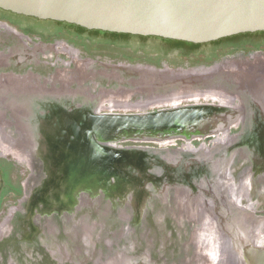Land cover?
I'll return each instance as SVG.
<instances>
[{"label": "rangeland", "instance_id": "obj_1", "mask_svg": "<svg viewBox=\"0 0 264 264\" xmlns=\"http://www.w3.org/2000/svg\"><path fill=\"white\" fill-rule=\"evenodd\" d=\"M0 14L8 15L6 16L7 21L0 18V21L6 22H0V52L11 54L21 45L23 46L21 48L25 50L24 53H30V50L38 44L46 48V51L37 53V59L24 61L20 65H15L13 59L8 60V64L0 68V71L12 70L15 73L23 74L29 70L43 79L57 70L64 72L74 67L79 68L83 82L88 86L87 92L92 96H95L99 89L109 90L120 87L121 93L124 92L121 90L123 86L129 87V85L139 82L141 83L139 85H144L145 78L143 81L132 80L142 75L137 70L130 68L134 65H141L137 68L153 66L157 69L210 66L223 58L235 57L233 55L242 54L245 56L242 51L247 52L248 50L263 51L250 54L264 58V33L245 34L226 41L201 43L199 46H185L154 36H121L83 31L76 26L18 16L8 11L0 10ZM56 43L60 48L58 46L55 49L52 48ZM64 45L71 50L73 56L63 49ZM108 70L117 71L121 76L115 78L111 73H108ZM143 72H145L144 69ZM85 75L91 76L88 81L87 77H84ZM251 76L247 77L251 78ZM179 78L176 79L184 83H201L200 78L202 77L193 75ZM246 80L242 82H246ZM76 84V82L72 83L73 88L77 87ZM202 85L205 84L202 83ZM142 88L143 86L135 88L140 93L133 95V100L144 97L141 90L145 93L147 88ZM120 93L117 97L122 96ZM237 100L238 103H241L238 98ZM202 101L216 103L213 100ZM238 103L235 108H240ZM2 106L0 103V116L5 111ZM138 107L139 109L150 108ZM139 109L136 106H128L126 111L139 113ZM112 111L125 110L99 107L96 112L91 108L82 114L71 112L73 128H68V130L63 126L64 122L60 114L54 116V126L59 127V130L54 132L58 143H63L65 138L68 145V149L64 151L61 145L54 143V150L57 155H61L65 159L63 160L66 166L65 172L72 184L85 189L83 190L85 200L80 205L75 202L76 195L73 193L70 195V199L77 209L73 217L67 221L71 233L70 242L67 243L70 258H67L68 264H249L243 246L249 247L250 250L253 245L255 246L253 242L258 243L259 246L264 245V241H260L264 238V223L257 226L256 222H242L239 217L244 216V213L255 216L264 215V185H260L261 182H264V176H261L262 180L259 179L261 171H264L263 114L261 113L263 129L254 131L251 136H245L242 139L243 143H238L247 131L242 125L243 121L245 122L246 118L248 120L251 117L254 118L257 114L252 110L246 112L241 109L242 120L223 130L225 135L223 133L216 136L212 134L213 136L210 137L213 131L210 126L213 114L212 111H203L200 117L192 118L189 123L185 121L178 127L170 124L162 126L154 120L149 123L133 119L120 124L111 120L109 127L112 136L108 138L109 128L106 122H101V120L107 115H112V113L109 114ZM39 116L42 117L40 112ZM219 122L220 124L217 123V125L224 126L225 121L220 120ZM207 126L209 127L207 128ZM251 126L253 125L251 124ZM133 134L137 135L138 141H127L126 138ZM166 134L174 136L190 134V140L175 138L165 140L164 143L159 141L158 144L153 141L139 140L143 138L155 139L153 136L156 137V135L157 137L168 136ZM258 134L261 140L257 145L255 143L260 153L258 160L253 164L248 159H240L241 152H251L250 146L257 142L254 136H258ZM145 135L147 137H144ZM202 135L208 136L202 138ZM137 146H140V149L143 148V152L149 150L150 154L140 155L141 150L137 149ZM253 150L256 151V148L253 147ZM183 151H187L189 162L192 159L201 163L209 160L210 166L218 167L216 175L211 173L207 175L206 172L198 170L197 172L195 169L193 175H188L186 170L175 172L174 165ZM141 156L142 161L145 159L159 161L160 159L161 162L168 165V171L163 170L162 167L151 168L152 173L150 169L144 171L141 167L128 169L131 164L133 166L135 163H140ZM36 160L39 162L37 158ZM61 164L63 169V162ZM226 165L233 166L232 172L222 176L225 173L223 168ZM198 166L202 169V165ZM0 167L2 168L0 200H6L8 203L18 202L22 186L27 179H29L30 187L36 186L38 179L32 175L33 170L19 162L13 154L8 152H5L4 155L0 154ZM171 167L174 168V172H170ZM253 169H256L260 175H253ZM243 171L247 172L250 178V194L248 193L249 196L245 201L239 202L237 201L238 187L235 189V186H237L239 175ZM201 181L205 183L202 182L203 185H201ZM81 182L82 184H80ZM50 185L54 193L66 195L64 187L58 185L54 178L50 180ZM233 185L234 189L231 193ZM226 188L229 190H227L229 194L225 193ZM204 198L208 201L206 204L205 201H201ZM227 199L228 201L229 199L237 201L232 206L234 208L229 209L230 204ZM62 200L64 201V197ZM249 201V206L253 204L254 209L245 205L249 204ZM211 213H213L212 217L216 218L215 220L208 221L206 219L203 222L198 220L203 215L208 216L209 219ZM54 223L59 230L57 236L37 239L39 246L36 244L24 245V250L28 251V255L32 251L31 257H26L27 264L30 261L32 264H55L58 262L55 255L51 260L46 256V250L40 247L45 242L39 244L45 239L48 242V244L45 243L46 246L55 250L56 242H61L66 238L63 221L57 214ZM243 232L248 239L242 241L240 237L243 236ZM38 235L40 237L41 233ZM77 244L81 246V252L78 251L76 254L73 247ZM64 245L66 244L64 243ZM27 246L30 248H26ZM242 251L246 255H242ZM57 255L60 257L59 254Z\"/></svg>", "mask_w": 264, "mask_h": 264}, {"label": "flooded vegetation", "instance_id": "obj_2", "mask_svg": "<svg viewBox=\"0 0 264 264\" xmlns=\"http://www.w3.org/2000/svg\"><path fill=\"white\" fill-rule=\"evenodd\" d=\"M0 10L8 11L2 8H0ZM8 12L18 16L35 18L32 16L16 14L11 11ZM6 16L8 15L0 14V18L4 19L5 21H7ZM38 20H49V19H38ZM5 21H0V22L3 23ZM50 21H55V20H50ZM55 22L64 23L69 26L75 25L62 21H55ZM250 33H254V32H250ZM229 39L231 38H226L221 41H226ZM57 46L58 43L53 44L52 48L55 49V47ZM21 47L23 46L21 45ZM21 47L16 48V51L11 54H4L3 52H0V68L6 66L8 64V60L10 61L13 59L15 65H20L24 61L30 59H37L36 55L38 52L46 51L45 50L46 48L43 47L41 44H38L35 47H33L30 50L31 51L30 53H24L25 50H23ZM58 48L60 47L58 46ZM63 49L68 51L72 56L74 55L71 52V50L68 49V47H66L65 45L63 46ZM242 52L248 58L243 59V61L242 60L235 61L233 64H231L230 62H233L232 59L234 57H230V58H223L220 61H217L210 66L179 67V68L168 67L165 68L166 70L157 69L153 66H145V68L142 67L145 70V72H143V69L141 67L137 68L138 66L141 65H134L131 66L130 68L133 70H137L142 75H140L139 78L138 77L133 78L132 80L137 81L135 79H140V81H143L145 78L144 85H139L141 84L139 82V83H134L133 85H129V87L123 86L121 90L124 92L121 93H120V87L109 90L99 89L98 93L95 96L88 94L87 92L88 86L85 82H83L82 79L83 77H81V71L79 70V68L74 67L72 69H67L64 72L57 70L53 74L49 75L47 78H43V79L39 78L38 74L29 72V70H27L28 72L25 71V73L23 74L15 73L12 70L11 71L1 70L0 71V101L5 111H3L0 116L1 119L0 144L4 146L6 150L0 146V151L3 155L5 152L13 154L19 160V162L24 163L28 167H30V169L33 170L32 175H35L38 181L36 183V186L33 187H30L29 179H27L24 182V185L22 183L23 186L21 189L20 197L19 199H17L18 202L8 203L6 202V200L3 199L0 200V264H27L26 257L30 258L32 251L30 252V255H28V251L24 250V245L25 244L38 245L37 239L39 238L47 239L46 237L52 238L54 236H57L59 230H57L56 228L57 225L54 223L56 214L63 221L64 235L66 236V238L61 242H56L55 250H51L46 246L48 242H46L45 239L39 242V244L42 242L46 243V244L44 243L45 246L40 245V247L46 250L47 252L46 256H48L51 260L52 258H54V255L56 256L58 262H55V264H68L67 258L70 259L67 243L70 242L69 240L71 239V233L69 232L67 221L73 217V214H75L76 212L77 206H75L70 199V195L72 194V192H70L69 188L67 187V184L64 185L65 194H66L65 196L54 193L52 187L49 186L51 180L50 178L52 177L68 178L69 176L67 172H65L66 169L64 171L56 170L55 172L53 171L48 172L44 170V168L46 169V167H48L47 154L51 153V148H50L51 143L46 140L30 141V139L26 137L27 133L28 135L31 134L33 136L36 134L41 135V132H39L38 129V126H40V121L34 123L35 126L37 127L28 130L26 129L27 127H25L23 123L24 120L27 121L30 120L36 121L37 119L40 120L41 118L39 116V112L41 115L44 116L47 114L48 117V114H50L51 112L50 110L51 105L56 102L64 103L68 107L69 106L72 107L73 103L77 104L76 106L83 107L84 105H87L89 100H91L92 98L101 97V101L103 100L102 98H106L105 100H103L102 103L101 102L100 103L102 104V106L107 108L108 106L111 105L113 106L117 102L123 103V100L128 98L126 100L130 101L131 104L137 106V108L139 109L138 106H142L141 108H143V104H145V102L150 103L148 102V99L152 98L153 95L157 97L160 96L161 93L164 91H165L164 93L167 95L173 93L176 94V91L178 92L179 90L186 92L187 90L193 89L196 91V93L199 94V96L191 97L188 100L182 101V103H192V102L207 103L206 101H202V100H209V101L213 100L216 102V104L225 105V107L233 111L234 108L237 107V103H238L237 98H238L241 102L238 103L240 108H235V110L239 114L240 121L242 120V114H243V112L240 111L241 109L246 112L248 110L249 111L252 110L253 113H257L254 118L251 117L249 118V120L246 118L245 122L243 121L242 124L243 126H245L247 130L244 133V135L251 136V134H253L254 131H260L261 129H263L261 113L263 114V118H264V58L262 56H254V54H250L251 52H263V51L248 50L247 52L245 51ZM25 55H27V57H25ZM238 55H242V54H238ZM239 72L243 74L246 73L247 75L246 76H244L243 74L237 75L236 73ZM108 73H111V75L115 78L121 76L118 74L117 71L113 72L108 70ZM202 73L203 75L201 76ZM193 75H200L203 78V79L201 78L202 80H200L201 83H196L191 81H190L191 83H186V82L184 83L183 81L176 79L179 77H180L179 79H182ZM249 75H252L251 78L247 77ZM84 77L85 78L87 77L86 80L88 81L91 76L85 75ZM245 80L246 82L247 81L250 82V83L247 82L249 85H244L243 83H241L242 81ZM73 82L77 83L76 88H73L72 86ZM202 83L205 85H202ZM137 86H143L142 89L147 88L146 89L147 91L143 93L144 91L141 90L142 91L141 93L144 94V97L139 98V100L138 99L133 100L132 96L140 93L139 91L137 92L135 89L137 88ZM119 93L122 95L121 98L117 97ZM153 100H155V98L151 99V101ZM101 104L98 106V108L102 107ZM131 104H128L127 107L130 106ZM152 108H158V106H154ZM149 109H151V106ZM24 115H26V118H24ZM251 124L253 126H251ZM46 132L49 131L46 130ZM220 134L221 133L214 134V136ZM259 134L258 136H254V139L257 142H254L253 146L252 145L250 146L251 152L249 151L248 153L241 152L240 159L245 158L248 159L251 163L255 164L260 154L259 150L256 147L257 143L261 142V140L259 139ZM44 135H46L45 132ZM10 136H15L17 138L16 139L10 138ZM207 136H202V138ZM212 136L213 135L211 134L210 137ZM176 138H182V137H176ZM182 139H184L185 141L190 140L185 138ZM14 142H18L17 144L20 143L19 147H15L16 145L13 146ZM238 143H243V142L238 141ZM52 144H54L53 141ZM29 146L31 148L32 147L34 148L30 150ZM253 147L256 148V151L253 150ZM183 152H187V151H183ZM60 156L61 155H59V157ZM54 157L57 158V155H55ZM36 158L38 159L39 162H37ZM55 165L56 166L60 165L58 162V158H57V164L54 163L53 166L54 168L56 167ZM232 169L233 166H228L225 174L227 175L229 172L231 173ZM253 170H254L252 171L253 175L255 176L260 175L259 172L256 171V169ZM0 171L2 176L1 167H0ZM261 172L262 173L259 178L260 180H262L261 176H264L263 175L264 171ZM249 179L250 178L248 177V173L245 171H243L239 175L237 186H235V189L236 187H238L237 201L239 202L245 201L246 197L248 198L250 194ZM260 185L261 186L264 185V182H261ZM233 189H234V185L231 187L230 190L231 193L233 192ZM63 197H64V201L62 200ZM76 197L78 199V200L75 199V202H78L77 205L82 204V202L85 200L84 193H78ZM204 201L206 204L207 200L203 199L202 202ZM237 201L234 202L237 203ZM245 205L254 209V207H252L253 204L249 206L250 201L249 204H245ZM206 219H198V220L203 222V220ZM207 220L209 221V219ZM74 227H76V225H74ZM39 233H41L40 237L38 235ZM260 241L263 242L264 238L260 239ZM63 242L66 245H64ZM26 248H30V246H27ZM73 251L76 254L78 253V251L81 252V246L77 244L76 246L73 247ZM57 254H59L60 257H58ZM69 261L71 262V260ZM29 264H32V262L30 261Z\"/></svg>", "mask_w": 264, "mask_h": 264}, {"label": "water", "instance_id": "obj_3", "mask_svg": "<svg viewBox=\"0 0 264 264\" xmlns=\"http://www.w3.org/2000/svg\"><path fill=\"white\" fill-rule=\"evenodd\" d=\"M0 8L89 30L192 43L264 31V0H0ZM254 243L241 253L249 264H264V245Z\"/></svg>", "mask_w": 264, "mask_h": 264}, {"label": "bare ground", "instance_id": "obj_4", "mask_svg": "<svg viewBox=\"0 0 264 264\" xmlns=\"http://www.w3.org/2000/svg\"><path fill=\"white\" fill-rule=\"evenodd\" d=\"M248 57L244 56V55H235V57L233 58L232 61H239V60H242L243 59H246ZM241 62V61H240ZM246 67V66H245ZM248 68V67H247ZM203 75V73L201 74V76ZM200 76V77H201ZM186 77V76H184ZM199 80V79H198ZM200 80H202L200 78ZM244 85H249L247 82H242ZM152 92V91H151ZM154 92H157V91H154ZM153 92V94H154ZM165 92V91H164ZM164 92L161 93L160 96H154L152 98H149L148 99V102L150 103H145V105H143V108H148V107H154V106H161V107H158V108H151V109H142L140 110L139 113H130V112H127L125 109H127V105L128 104H131V102L127 101L126 99L123 100V103H116L114 104L113 106H108L107 108H110V109H118V110H125V111H119V112H116V111H112L110 112L109 114L112 113V115H107L106 118H104L103 120H101V122H106L107 124V127L109 128L108 129V135L107 137L108 138H111L112 136V131L110 130V124L111 123V120L115 121L116 124H120V123H124L125 121L126 122H129L133 119H135L136 121H141V120H144V121H148L149 123L154 120V121H157L160 123V125H167V124H170L172 126H176L178 127L179 124H182L184 123L185 121H188L187 123H189L192 118H198L201 116V113H203V111H212L211 113L213 115V118H212V124H210L211 128L213 129L212 133L211 134H219V133H223L224 134V131L225 129L229 128V127H232L234 123H237L240 121V117H237L239 115L238 112L236 111H232L230 109H228L227 107H225V105H222V104H216L214 102H211L210 103H203V102H192L191 103H182V101H185V100H188L189 98L191 97H196V96H199L198 93H196L195 90L191 89V90H187L186 92L185 91H181L179 90L178 92L176 91V94H165ZM152 94V93H151ZM149 95V94H148ZM146 97V96H145ZM121 98V97H120ZM153 101H151V99H154ZM157 98V100H156ZM103 100H105L106 98H102ZM103 100L101 101V97H95V98H92L91 100H89L88 104L87 105H84L83 107H79V106H76L77 104H74L73 103V106L72 107H68L67 105H65L64 103H60V102H56L54 104L51 105L50 107V114H48V117H47V114L44 116L42 115L41 117V120H36V121H33V120H30V121H27V120H24V125L25 127H27L26 129L30 130V129H33L34 127H37L35 126V122H39L40 121V126H38V129H39V132H41V135H26V137H28L30 139V141H49L51 143V153L50 154H47V161H48V167H46V169L44 168L45 171H48V172H55L56 170H59L61 171L62 169V162H63V169L62 171H64L66 169V166L64 165V161L65 159H63L62 156L59 157V155H57L56 151L54 150V146L52 144V141L56 144L58 143V139H57V136L56 134L54 133L55 131L59 130V127H56L54 126V116L57 114H60L61 116V119H63V126H65V128H73L71 122H72V117H71V112L75 113V114H82L84 111L86 110H93V111H98L99 108L98 106L103 102ZM75 101V100H74ZM101 102V103H100ZM128 102V103H127ZM160 102V103H158ZM1 103V101H0ZM100 103V104H99ZM194 103V104H193ZM99 104V105H98ZM102 106V104H101ZM130 106H135L133 104H131ZM89 107V108H88ZM104 107V106H102ZM137 107V106H136ZM152 109H155V110H152ZM156 109H160V110H156ZM48 112V111H47ZM133 112V111H132ZM208 113V112H207ZM24 118H26V115H24ZM210 118V116H209ZM237 118H238V121H237ZM201 119V118H200ZM225 121L224 123V126H220V125H217V123L220 124V120ZM219 120V121H218ZM205 121V120H204ZM210 121V120H209ZM185 123V124H187ZM216 123V124H215ZM27 124V126H26ZM139 124V123H138ZM207 125H209L208 123H206ZM204 125V124H203ZM134 126V125H133ZM137 127V126H136ZM139 127V126H138ZM206 127V125L204 126V128ZM209 126H207L208 128ZM182 128V127H181ZM185 128V127H184ZM199 129V128H198ZM46 130H48L49 132H46ZM148 131V130H147ZM150 131V130H149ZM205 131V130H204ZM44 132L46 133V135H44ZM64 133V131H63ZM124 133V132H123ZM130 133V132H129ZM134 133V132H133ZM153 133V132H152ZM166 133V132H165ZM171 133V132H170ZM210 134V135H211ZM52 135V137H51ZM160 135V134H159ZM168 135V134H166ZM173 134H169L168 136H165V135H162L160 137H156L153 136V138L155 139H148V138H143V139H139V140H147V141H153L155 143L159 142V141H162V143H164L165 140H168V139H172V138H176V137H182V138H185V139H190L189 136L190 134H186V135H176V136H172ZM63 136L65 137V133L63 134ZM137 136V135H136ZM136 136L133 134L132 136H128L126 138V140L128 141H138V139L136 138ZM204 136V135H202ZM144 137H147L146 135ZM245 137V135L242 136V138H240V142H243V138ZM10 138H14L16 139L17 137L15 136H10ZM121 138V137H120ZM139 138V137H138ZM252 138V137H251ZM18 142H14L13 143V146L15 147H19V144H17ZM158 144V143H157ZM58 145L62 146L64 151H66L68 149V145H67V141L65 140V138L63 139V143H58ZM0 146L2 148H4V146H2L0 144ZM144 147V146H142ZM146 147V146H145ZM34 147H30L29 146V149H33ZM141 147L140 146H137V149H140ZM5 149V148H4ZM17 149V148H16ZM143 149V148H142ZM141 150V153L140 155H148L150 154V151L147 150L146 152H143V150ZM6 150V149H5ZM189 153V152H188ZM0 154H2L0 152ZM234 154V153H233ZM52 155V156H51ZM57 155V158H58V162H59V166H56L55 168L53 167L54 166V163L57 164V158H55L54 156ZM188 154L186 152H182L180 153L179 155V159L177 160L176 162V165L175 166V172L179 173L181 170H186L187 171V174L189 175H193V172H194V169L197 171H202V172H206V174H214L216 175L217 173V170H218V167L215 168L214 166H210V161L207 160V161H204L203 163L201 162H198L196 161L195 159H192L190 162H189V159H188ZM193 155V154H192ZM51 156V157H50ZM173 156V155H172ZM209 157V156H208ZM211 157V156H210ZM50 158V159H49ZM52 158V159H51ZM60 158V159H59ZM157 158V157H155ZM150 159V158H149ZM216 159V158H215ZM140 163H135V165L132 166V164L130 165L131 167H129L128 169H131L132 167H134L135 169H138L139 167L143 168L144 171H147V170H151V173H152V169H157L159 167H162L163 170H166L168 171V165H165V163L162 161H154V160H148V159H145L142 161V156L140 157ZM53 162V163H52ZM140 164V165H139ZM202 165V169H200V167L198 165ZM218 164V163H217ZM226 164V163H225ZM216 166V165H215ZM82 167V165L80 166V168ZM203 167H205L203 169ZM228 166H224L223 168V171H225L226 173V170H227ZM171 171L170 172H174V168L171 167L170 168ZM141 170V169H140ZM205 170V171H204ZM197 171V172H198ZM223 173L224 175L222 176H226V174ZM176 174V173H175ZM177 177V175H176ZM55 179V182L58 184V185H62L64 187V185L67 184V187H69V190L70 192L73 193V195H77L78 193H84L83 190L84 187H80L79 185H75V184H72V182L69 180V178H65V177H52L50 179ZM160 179V178H159ZM166 179V178H165ZM201 179V178H200ZM150 180V179H149ZM164 181V180H163ZM162 181V183H163ZM204 181H201V185H203ZM179 183V182H178ZM177 183V184H178ZM205 183V182H204ZM82 184V182L80 183ZM150 184V183H148ZM176 184V185H177ZM181 184V183H180ZM152 185H153V182H152ZM155 185V184H154ZM159 185V184H158ZM49 186H51L49 184ZM167 186V185H166ZM75 187V188H73ZM135 188V187H134ZM143 188V187H142ZM145 189V188H144ZM150 189V188H148ZM155 189V188H154ZM167 189V187H166ZM178 190V188H176ZM140 190V189H139ZM156 190V189H155ZM158 190V188H157ZM164 190V189H163ZM223 190V189H222ZM227 188H226V191L225 193L226 194H229V192H227ZM229 191V190H228ZM164 192V191H163ZM162 192V193H163ZM150 193V192H149ZM160 193V192H159ZM179 193V192H178ZM170 194V193H169ZM168 194V195H169ZM156 195V194H155ZM185 196V195H184ZM182 197V196H181ZM198 197V196H197ZM225 198H227L225 196ZM198 199V198H197ZM205 199V198H204ZM213 200V199H212ZM225 200V199H224ZM168 201V200H167ZM184 201V200H183ZM199 201V200H198ZM202 201V200H201ZM151 202V201H150ZM208 202V201H207ZM227 202L230 204V208L229 209H232L236 203L234 201H232V199H227ZM148 203V202H147ZM214 203V202H213ZM212 203V204H213ZM181 204V203H180ZM144 205V204H143ZM170 205V204H169ZM197 205V204H196ZM194 206V205H193ZM169 208V207H168ZM150 209V208H148ZM228 209V208H227ZM159 210V209H158ZM251 210V209H250ZM145 211V210H144ZM199 211V209H198ZM197 211V212H198ZM229 211V210H228ZM99 212V211H98ZM231 212V211H229ZM244 213V212H242ZM250 213V212H249ZM208 214V213H207ZM212 214L211 213L210 217H209V221H212V220H215L216 218L212 217ZM157 215V213H156ZM200 217V216H198ZM208 219V216H201V219ZM241 218L240 221L242 222H245V221H250V222H256L255 225H260L261 223H264V215H261V216H255V215H252V214H248V213H244V216L242 217H239ZM193 219V218H192ZM222 219H224V217H222ZM219 221V220H218ZM209 239H211V237H209ZM258 242V241H257Z\"/></svg>", "mask_w": 264, "mask_h": 264}, {"label": "trees", "instance_id": "obj_5", "mask_svg": "<svg viewBox=\"0 0 264 264\" xmlns=\"http://www.w3.org/2000/svg\"><path fill=\"white\" fill-rule=\"evenodd\" d=\"M72 25H74V24H72ZM74 26H76L77 28H79L80 30H83V31H94V32L108 33V34H112V35H121V36H129V35H131V34H126V33L105 32V31H100V30H89V29H86V28L78 26V25H74ZM254 33H264V31H259V32H254ZM245 34H252V33L247 32V33L232 35V36H229V37H224V38H220V39L211 41L210 43L219 42V41H221L223 39H226V38H232V37L241 36V35H245ZM140 37H146V36H140ZM161 39H163L165 41H168V42H172V43L177 44V45L199 46L201 44V43H192V42H187V41H182V40H173V39H165V38H161Z\"/></svg>", "mask_w": 264, "mask_h": 264}]
</instances>
